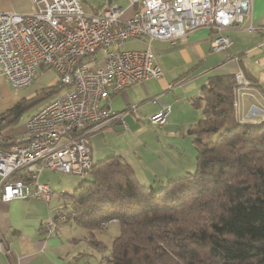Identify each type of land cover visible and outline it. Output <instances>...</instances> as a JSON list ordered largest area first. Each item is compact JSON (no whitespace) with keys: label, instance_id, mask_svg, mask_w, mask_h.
Listing matches in <instances>:
<instances>
[{"label":"built area","instance_id":"obj_1","mask_svg":"<svg viewBox=\"0 0 264 264\" xmlns=\"http://www.w3.org/2000/svg\"><path fill=\"white\" fill-rule=\"evenodd\" d=\"M30 1V13L0 14V75L21 90L50 71L56 79L48 94L56 91L57 96L27 121L24 137H0V200L34 198L47 204L54 192L39 182V173L50 170L83 177L93 170L92 136L123 115L104 104L110 95L162 78L153 41L175 42L203 27L242 28L253 2L103 0L102 7L88 0ZM141 40L146 42L144 49L125 48L128 41ZM231 45L230 37L219 35L212 50L223 52ZM235 78L240 95L249 82L242 70ZM241 105L240 99L234 102L239 122L264 120V110L259 117H248L239 111ZM130 110L136 112L137 107ZM170 112L169 106L160 110L149 117V123L165 125ZM64 219L50 217L42 232H55Z\"/></svg>","mask_w":264,"mask_h":264},{"label":"trees","instance_id":"obj_2","mask_svg":"<svg viewBox=\"0 0 264 264\" xmlns=\"http://www.w3.org/2000/svg\"><path fill=\"white\" fill-rule=\"evenodd\" d=\"M49 89L0 113V137L12 140L5 131L56 93ZM236 90L235 73L213 76L201 88L193 105L202 118L188 130L195 172L155 189L125 159L110 156L63 194L72 208L53 217L89 230V243L111 252L103 264H264V121L239 122ZM113 221L120 231L108 249L94 231Z\"/></svg>","mask_w":264,"mask_h":264},{"label":"crops","instance_id":"obj_3","mask_svg":"<svg viewBox=\"0 0 264 264\" xmlns=\"http://www.w3.org/2000/svg\"><path fill=\"white\" fill-rule=\"evenodd\" d=\"M32 11L30 0H0V14ZM219 35L232 40V45L223 52L212 50V41ZM151 49L163 71L162 78L132 84L110 95L104 104L111 111L116 112L111 101L117 94H121L125 109L121 111L122 118L92 136V160L97 163L110 156H120L132 166L142 184L159 189L170 180L189 173L193 164L195 167L196 151L188 130L202 118V110L193 104L209 78L242 70L250 84V88L243 89L239 95L245 105L244 111L252 107L264 110V0H253L242 28L216 31L203 27L175 42L155 40ZM46 74L50 85L55 83V75L45 72L32 84L34 89L29 90L44 88ZM170 84L173 85L171 89L168 88ZM24 89H13L0 75V113L21 99L30 98L26 96L31 91ZM131 106L137 107L136 112L130 110ZM168 106L171 112L167 123L161 127L151 125L149 117ZM146 122L154 129L144 126ZM15 127L5 131L6 136L15 139L26 135V124L22 129ZM118 129L130 130L123 133ZM44 171L39 173V182L51 187ZM67 198L54 192L49 204L34 198L0 200V264H103L111 252H102L90 244L89 230L66 220L60 222L55 232H42V225L61 212ZM52 202L62 204L55 207ZM95 237L103 244L101 237Z\"/></svg>","mask_w":264,"mask_h":264},{"label":"rangeland","instance_id":"obj_4","mask_svg":"<svg viewBox=\"0 0 264 264\" xmlns=\"http://www.w3.org/2000/svg\"><path fill=\"white\" fill-rule=\"evenodd\" d=\"M88 1L91 2L92 4H94L95 6H100V5L102 7L105 6L103 0H88ZM120 4L124 5L125 3L121 2ZM142 41L143 40H141V42L140 41H128L126 43V45H125V48H127V49H142V48H145L146 45ZM44 77L47 78V83L44 86V87H46V86L50 85L51 82H50V79H48L49 76L47 74L44 75ZM30 88H32L31 90L34 89L33 86L32 87L29 86V87L25 88L24 90L31 91V90H29ZM248 88H250V84H248V86L245 89H248ZM39 90H41V89H37L36 91H39ZM36 91L29 92L26 97H30L31 98V97L35 96L36 95ZM240 91L242 92V90H240ZM238 93L239 92L236 91V96H235V100L233 101V104H234V102L237 99L238 100L240 99L242 105L239 106V111L241 112V114H246L248 117H252L254 114H256L259 117L260 116V114H259L260 111H258L257 107H254L255 108V112H253V109H254L253 107L251 109H249V111H246V112L244 111V106L245 105L243 106L242 100L240 98L241 96H239ZM55 94L56 95H53L51 98L47 97L45 100L38 102L29 111L24 113L22 119L20 120L19 124L15 128L16 129L24 128V125L26 124V121L28 120V118L30 116H32L38 109L43 107L49 101L48 100L49 98L50 99H54L57 96V93H55ZM114 97H113V99L111 101L112 109L115 110L116 112L123 111L125 109V105L126 104H124V101L121 98V94H117ZM257 111H258V113H257ZM128 125L130 126V128L132 127V124L129 121H128ZM143 125L149 127L150 130L154 129V128L150 127L147 122L144 123ZM118 130L119 131H123V133H124V132H128L130 129H127V130L126 129H118ZM130 132H132V131H130ZM216 138L217 137L215 136V137H212L210 140L211 141H215ZM195 171H196V164H195V167H194V164H193L191 169H190V172L193 173ZM44 172H45V174L47 176H49L48 181L51 184V187H52L51 189L54 192L58 193L61 197H63L64 193L72 194L74 192V190L78 187V184H80V182H82L83 180H88V179L91 178L90 175H86V176L82 177V176H75V175L58 174V173H55V172H49V170H45ZM65 202H66L65 204L67 205V207L69 209H71L72 208V203L69 201L68 198H67V201L65 200ZM59 203H61V202H56V203L52 202L51 204L54 205L55 207H58V206H60ZM118 232H119V225L115 224V222H111V223L107 224V227L104 228V229H98V230L94 231L96 236L101 237V240H102L103 244L107 248H109L111 246L113 239L116 237L117 234H119Z\"/></svg>","mask_w":264,"mask_h":264},{"label":"water","instance_id":"obj_5","mask_svg":"<svg viewBox=\"0 0 264 264\" xmlns=\"http://www.w3.org/2000/svg\"><path fill=\"white\" fill-rule=\"evenodd\" d=\"M109 2H111V0Z\"/></svg>","mask_w":264,"mask_h":264}]
</instances>
